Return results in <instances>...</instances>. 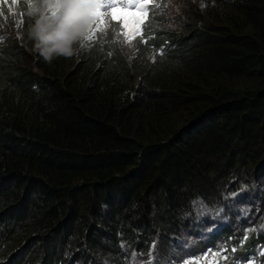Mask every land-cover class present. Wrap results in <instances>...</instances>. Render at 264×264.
<instances>
[{"label": "trees", "instance_id": "obj_1", "mask_svg": "<svg viewBox=\"0 0 264 264\" xmlns=\"http://www.w3.org/2000/svg\"><path fill=\"white\" fill-rule=\"evenodd\" d=\"M210 1L198 27L152 35L130 61L91 53L63 78L56 57L31 69L28 36L7 49L0 264L122 258V240L209 203L264 156V0Z\"/></svg>", "mask_w": 264, "mask_h": 264}, {"label": "clouds", "instance_id": "obj_2", "mask_svg": "<svg viewBox=\"0 0 264 264\" xmlns=\"http://www.w3.org/2000/svg\"><path fill=\"white\" fill-rule=\"evenodd\" d=\"M169 1L154 0L150 7L156 10L144 12L140 17L147 25L141 29L143 35H137L126 42L123 36L115 35L121 31L120 27L113 29L114 25L119 26L116 23L102 25L96 30L97 21L103 20L108 13L102 4L84 0H31V4L19 0V3L12 4L8 0V3H0V37H3L0 41V61L5 60V52L14 44L23 46L27 51L30 46L24 37L28 36L40 54L39 57L33 55L31 69L37 74H43L40 58L50 63L56 57L65 66L64 75L60 77L63 78L72 62H81L91 53L112 59L118 55L130 61L150 47V38L146 43L143 42L145 38L163 30L181 29L186 23L198 27V23L209 19L205 9L212 4L210 0H178L180 9L172 16L173 21L177 19L174 22L168 17L166 7ZM145 7L140 5V9ZM176 22L179 28L173 26ZM83 28H87V31ZM125 31L130 33L131 29ZM130 76L137 74L131 73ZM136 82L135 79L133 84ZM258 176L264 178V156L259 159L248 158L247 164L233 174L225 189L214 194L209 203L199 204V213L195 208H190L181 219L164 217L158 227L151 223L147 231L135 234V242L121 241L125 245L121 247L122 258H109L104 264H148L150 259L152 264H184L185 261H192V264L202 261L207 264L204 258L209 249L226 257L220 260V264H264V255L261 254L264 251V234L252 229L264 219V195L259 196L262 201L259 208L250 205L246 198H241L249 194V191L252 192L254 178ZM228 199L235 200L239 207L249 208L240 219V223H243L245 216L253 218L245 221V230L235 227L232 221L235 219L234 211H229L230 219L222 215L223 203ZM207 259L212 260L213 257L207 255Z\"/></svg>", "mask_w": 264, "mask_h": 264}, {"label": "snow or ice", "instance_id": "obj_3", "mask_svg": "<svg viewBox=\"0 0 264 264\" xmlns=\"http://www.w3.org/2000/svg\"><path fill=\"white\" fill-rule=\"evenodd\" d=\"M84 2H93V3H99L102 4L107 12L111 13V16L108 17L106 20H98L96 24V30H99L101 28L102 24H105L107 26H110L113 23H116L119 25L121 31L118 33H115V35L123 36L125 38V41H129L132 38H134L137 35H143V32L141 31L142 28L147 27L146 24L140 19L141 15L144 12L148 11H155V8H152L150 6L153 5L154 0H84ZM0 3H8V0H0ZM12 4L19 3V0H11ZM26 3L31 4V0H26ZM117 5H123V8L116 7ZM140 5L146 6L143 9H140ZM158 7V6H157ZM126 9H131V12L125 11ZM139 9V11H137ZM0 15H2V12H0ZM125 29H131V32H126ZM93 31V36H94ZM151 37H147L143 40V42H147V39ZM3 40V37H0V41ZM83 47V45H81ZM233 195H237L236 193H233ZM247 238V233L245 235V239ZM121 247H125L124 243H121ZM155 249V242L152 244V250ZM235 251V249H233ZM262 255H264V251L261 252ZM135 255V254H133ZM151 255V252H150ZM207 255H211L213 257L212 260L207 259ZM216 257H219V259H216ZM221 259H226V257L223 256L222 253H213L211 249L208 250V253L206 254L204 260L207 262V264H220ZM148 264H152L151 259L148 261ZM184 264H192V261H185ZM196 264H203L202 261H197Z\"/></svg>", "mask_w": 264, "mask_h": 264}, {"label": "rangeland", "instance_id": "obj_4", "mask_svg": "<svg viewBox=\"0 0 264 264\" xmlns=\"http://www.w3.org/2000/svg\"><path fill=\"white\" fill-rule=\"evenodd\" d=\"M181 6H183V3H182ZM166 8L168 10V17H169V19L171 21H173V19H172L173 14L175 13V11H177L178 9H180V5H179L178 0H170L167 3V7ZM110 16H111V13L108 12L105 15V17L103 18V20H106ZM178 19H179V16H178ZM175 20H177V19H174V21ZM102 25H105V24H102ZM178 25H179V23L176 22L173 26L176 27V28H179ZM115 27H119V26L114 25L113 29ZM83 29H84V31H87V28H83ZM253 185L254 186H253L252 192L249 191V194H245L241 198L242 199L243 198H246V201L250 205H253L256 208H259L260 205H261V202H262L259 196H261V194L264 195V178L262 176L261 177L258 176L257 178H254ZM256 200H257L258 203L256 202ZM201 205L195 206L196 212H198V213L200 212ZM192 207L193 206H191L190 208H192ZM247 209H249V208H246L245 209V208L239 207V205H237V203H236L235 200L228 199V200H226L223 203V206H222V215L224 216V218L230 219V216H229L228 213H229L230 210L231 211H234V213H235V219L232 220V221L235 223V227L237 229H240V230H245L246 229V227H245V221H247V220H253V218L251 219V216H245V221L243 223H240V219L243 216V212L246 211ZM217 212L219 213V211H217ZM254 228L259 233H263L264 234V219H262L261 222L256 223L252 229H254Z\"/></svg>", "mask_w": 264, "mask_h": 264}]
</instances>
